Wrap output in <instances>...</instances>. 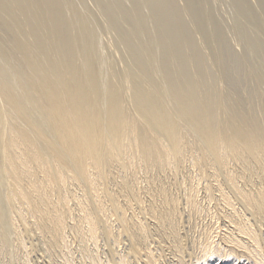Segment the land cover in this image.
Masks as SVG:
<instances>
[{
  "label": "bare ground",
  "instance_id": "obj_1",
  "mask_svg": "<svg viewBox=\"0 0 264 264\" xmlns=\"http://www.w3.org/2000/svg\"><path fill=\"white\" fill-rule=\"evenodd\" d=\"M209 3L0 0V252L75 264L76 242L126 264V242L143 264H264V40L227 63ZM190 18L210 21L215 59L185 51Z\"/></svg>",
  "mask_w": 264,
  "mask_h": 264
},
{
  "label": "rangeland",
  "instance_id": "obj_2",
  "mask_svg": "<svg viewBox=\"0 0 264 264\" xmlns=\"http://www.w3.org/2000/svg\"><path fill=\"white\" fill-rule=\"evenodd\" d=\"M211 1V4L209 3V5H208V7H209V11H211V15L209 16V20L211 21V23H210V21L208 20V19H203V18H200V20H198V19H193V18H190V21H192V22H194V23H196L197 22V20L199 21V22H197V24H198V26H200L199 27V29H201V30H199L198 29V26H197V28H195L194 26V23H193V25L191 26V23H189L188 24V27L189 28H187L186 29V31L185 32H187V35H188V32H189V35L190 34H196L197 35V37L198 38H196V42H195V44H192V45H190V48L188 49V48H180L181 50H183L184 51V49H185V51H187L188 53H192V54H194L195 52L197 53V50H198V47L199 46H203V40H204V42H205V40H206V38L208 37L207 36V34H208V32L210 31V29H208L209 28V26H210V28H211V24H213V25H215V26H213L214 28L213 29H217L218 27V25H219V27H220V29H217L218 30V32L219 33H222V34H219L218 33V36L216 37V45H217V47L219 48V50L221 49V51L220 52H222V54L219 52L218 54H220L221 56H222V58L223 59H225L226 60V62L227 63H229V64H234V63H237V64H239L242 60H244V59H247L248 57V55L250 56V52H249V48H245V45H247V43L245 44L244 42H243V37H246V36H248L249 37V39L251 40V41H255V40H257V38L259 39V41H261L262 42V40H264L263 38H264V33L263 34H261V26L260 25H262V19H264V3H262V2H264L263 0H229V2H226L225 0H210ZM228 1V0H227ZM232 1V2H231ZM238 2V3H236V2ZM251 1V2H250ZM255 1V3H253ZM262 1V2H261ZM241 2H243V3H241ZM250 2V3H249ZM213 3V4H212ZM230 3H232V4H230ZM234 3V4H233ZM240 3V4H239ZM245 3V4H244ZM215 4V5H214ZM219 4H221V6L219 5ZM230 4V8H228V5ZM241 4H242V6H241ZM186 5H187V2H186ZM258 5V6H257ZM219 6H220V8H221V10H220V8H219ZM255 6H257V7H255ZM184 7V6H183ZM215 7V8H214ZM216 7H217V9H216ZM223 7H224V10H222L223 9ZM253 7V8H252ZM185 8V7H184ZM252 8V9H251ZM215 9H216V11H215ZM226 9V10H225ZM228 9V10H227ZM231 9H233L232 11H231ZM235 9V10H234ZM249 9H250V11H249ZM263 9V10H262ZM213 10V11H212ZM220 11V13H219V11ZM224 11V12H223ZM237 11V12H236ZM251 12V13H249V12ZM217 12V13H216ZM235 12V13H234ZM238 13V14H237ZM222 14V15H221ZM237 14V15H236ZM221 15V16H220ZM223 15H225L224 17H223ZM238 15H239V17H238ZM229 17V21H232V22H230L229 23V21L227 20V18ZM237 17V19L235 18V17ZM210 17H211V19H210ZM221 18H223V19H221ZM232 18H235L234 20H231ZM219 19V20H218ZM253 19V20H252ZM218 20V21H217ZM237 20H238V22H237ZM205 21V22H204ZM209 21V22H208ZM215 21H217L216 23H215ZM225 21H228V22H225ZM235 22V24H234V22ZM261 23H260V22ZM210 23V25L209 24H206V23ZM224 22H225V24H224ZM259 23V25H257L258 23ZM126 23V22H125ZM201 23H202V25H204V27L201 25ZM222 23V24H221ZM247 23V25H245ZM251 23H253L252 25H250V27L248 26L249 24H251ZM106 24V22H105V20H104V22H103V20H100V25L103 27L104 25ZM229 24H231V25H229V27H228V25ZM234 24V25H233ZM207 25H209V26H207ZM217 25V26H216ZM223 25V26H222ZM234 27H233V26ZM239 25H240V27L241 26H243V25H245L246 27V29H247V27L251 30V31H248V33L246 34L245 33V31L243 30V29H241V30H239ZM224 26L225 27H227V28H224ZM253 26H255V27H253ZM102 27H101V32H102V34H103V31H104V29H102ZM230 27H232V28H230ZM252 27L254 28V30H252ZM104 28V27H103ZM194 28V29H193ZM203 28H204V30H203ZM223 28V29H222ZM234 28V29H233ZM256 28V29H255ZM257 28H259V29H257ZM191 29V30H190ZM212 29V28H211ZM228 29H230V30H228ZM236 29H237V31H236ZM154 30H158L157 29V27H154ZM190 30V31H189ZM220 30V31H219ZM260 30V31H259ZM199 31H203V33L202 32H199ZM225 31V32H224ZM229 31H234V32H232L233 34H234V36L232 35V33L231 32H229ZM256 31V32H255ZM259 31V32H258ZM224 32V33H223ZM116 34H117V32H116ZM113 34V36H112V34L111 35H108V38H109V40H110V43H108L107 45L110 47V48H112V50L114 49V50H116V55L115 56H113L114 55V53L112 52V50L108 47V46H106V52L108 53V55H110L111 53L113 54V55H111L113 58L115 57V59H117V55H118V58H120L119 60H120V63H118L119 62V60L117 59L116 60V62H117V71L118 70H122L123 69V67L127 64L126 62V57L128 56V54H129V52L127 51V49H125V47L123 46V44H122V42L120 41V39H119V34ZM185 34V33H184ZM230 34V35H229ZM240 36H239V35ZM242 34V35H241ZM253 34H255L256 36L257 35H261L260 37H256L255 35L253 36ZM186 35V34H185ZM184 35V36H185ZM186 35V36H187ZM238 35V36H237ZM104 36H107V35H104ZM110 36V37H109ZM192 36V35H191ZM202 36V37H201ZM206 36V37H205ZM105 38V37H104ZM115 38H116V40H115ZM202 38V39H201ZM220 38H222V41H221V39ZM226 38V39H225ZM233 38V39H232ZM232 39V40H231ZM235 39V40H234ZM115 40V41H114ZM199 40V41H198ZM218 40H219V42H218ZM197 41H198V43H197ZM220 41L222 42V43H220ZM223 41H224V43H223ZM227 41V42H226ZM202 42V43H201ZM241 42V43H240ZM117 43V44H116ZM244 43V44H243ZM263 44H264V42H262ZM200 44V45H199ZM220 44H222V46H220ZM239 44V45H238ZM240 44H241V46L243 47V50H242V47L240 46ZM250 44V42H248V45ZM261 44V43H260ZM113 45H115V46H113ZM223 45H224V47H226V49L225 48H223ZM227 45V46H226ZM231 47H230V46ZM247 45V46H248ZM205 46V45H204ZM203 46V47H204ZM207 46H209V45H207ZM204 47V49H205V53L206 54H208V56H210V58L212 57L213 59H215L217 56V52L215 51V50H213L212 51V49L210 50L209 48L210 47ZM229 46V49L227 48ZM246 46V47H247ZM250 46V45H249ZM232 47H235V49H232ZM193 50H192V49ZM200 48V47H199ZM251 48V47H250ZM119 49H120V51L123 53V54H121V52L119 51ZM122 49H123V51H122ZM196 49V51H194ZM245 49H247V50H245ZM249 49V50H248ZM118 50V51H117ZM218 50V51H219ZM192 51H194V52H192ZM226 51V52H225ZM228 51V52H227ZM241 51H245V53L244 52H241ZM110 52V53H109ZM180 52H182V51H180ZM247 52V53H246ZM248 52L250 53V54H248ZM118 53V54H117ZM128 53V54H127ZM195 53V54H196ZM211 53H213V55L211 56ZM225 53H228L229 55H231L230 53H234V54H232L231 56V58H230V56H228L227 54L226 55H224ZM246 54V55H244L243 56V58L240 56V54L242 55V54ZM239 54V55H238ZM198 55H200L199 53H198ZM234 56V57H233ZM237 56H240V57H238L239 59V61L236 59L237 58ZM247 58H246V57ZM236 57V58H235ZM245 57V58H244ZM123 59H124V61H123ZM234 59H236V60H234ZM248 59H250V58H248ZM121 60H122V63H121ZM126 61V62H125ZM228 64V65H229ZM120 65V66H119ZM119 67H121V68H119ZM245 72H246V70H244L242 67H241V73L243 74V75H245ZM228 73V72H227ZM241 74V75H242ZM243 75H242V77H243ZM228 77V79H230V76H227ZM248 90V89H247ZM196 171L197 172H199V170H197L196 169ZM194 172V171H192L190 174H192V175H194V173H195V175L197 174V172ZM194 172V173H193ZM180 179H181V177H180ZM115 225V231L113 230V232H117V230H118V228H117V225H116V223L114 224ZM194 232V233H193ZM195 231L193 230L191 233H189V236H190V238L189 239H192L194 236H195ZM154 234H155V231H154ZM191 234H192V236H191ZM156 235V234H155ZM197 235V234H196ZM192 237V238H191ZM105 240V241H104ZM157 240V239H156ZM107 240L106 239H104V238H102L101 239V243L103 244V245H100V247H102V246H104V247H102L103 249L101 250V252H102V257H104V255L105 254H107V252H105L106 251V249L108 248L107 247V242H106ZM14 243V242H13ZM13 243H12V246H11V248L8 250H4V252H0V261H3L4 262V264H23L25 261H26V259L24 258V257H26V253H25V251L24 250H22V249H20V247L16 244V242L14 243V245H15V247H14V245H13ZM100 243V244H101ZM126 242L125 243H122V244H119V245H116V247H115V249L117 250V252H119L120 253V255H123V256H127L126 257V260L129 262L128 264H143L141 261H138V260H134V258L133 257H131V255H129V257H128V255H127V252H130L129 250H130V248H129V245L128 244H126ZM155 244V245H154ZM153 245L154 246H150L151 248L153 247V248H155V249H157V248H159V247H156V246H160V245H162V244H160L158 241L156 242V243H154ZM18 248H17V247ZM75 248L76 247H78V244L75 242ZM113 247H114V245H113ZM15 248V249H14ZM19 250L18 252H16L17 251V249ZM39 248H40V246H39ZM39 248H37L38 250H39V254H36V253H38V251H37V249L36 250H34V251H32V253H34V254H32V257H31V264H49L50 262H48L49 261V257L47 256L48 254L46 253V251H45V249L44 248H41V249H39ZM75 248H73L74 249V251H76L75 252V258H74V260H76V262H74L75 264H77V262H78V259H79V262L81 261V264H88L89 263V259H88V257L86 258V256L84 257V255H82V257H81V252L79 251V247L77 248V249H75ZM12 249V251H10ZM122 249V250H121ZM126 249V250H125ZM6 251V252H5ZM7 251H9V253L11 254H9ZM77 251H79V252H77ZM121 251V252H120ZM163 251H165L164 252V254H169L170 252H168L165 248H163ZM42 252V253H41ZM124 252H126V253H124ZM3 253V254H2ZM5 253V254H4ZM8 253V254H7ZM105 253V254H104ZM19 256H18V255ZM21 254V255H20ZM43 254H45V255H43ZM78 254H80V256L78 255ZM104 254V255H103ZM6 256V257H5ZM17 256H18V258H17ZM20 256H21V258H24V259H21L20 258ZM37 256V257H36ZM107 256V257H106ZM10 257V258H9ZM15 257V258H14ZM39 257H40V260H38L39 259ZM45 257V258H44ZM171 255L170 256H168L167 257V259L168 260H165L166 262H169L168 264H174V259L171 257ZM3 258V259H2ZM18 260H17V259ZM27 258V257H26ZM84 258V259H83ZM105 258V259H104ZM103 259L107 262V260H110L109 259V256H108V254L107 255H105V257H104ZM108 258V259H107ZM128 258L131 260V262L128 260ZM132 258V259H131ZM10 259H12V262H11V260ZM46 259V260H45ZM85 259H87V260H85ZM171 259H173V261L171 260ZM6 260V261H5ZM13 260L15 261V262H13ZM38 260V261H37ZM40 261H42L41 263H40ZM86 261V262H85ZM127 261H126V264H127ZM3 262H0V264H3ZM6 262V263H5ZM8 262V263H7ZM34 262V263H33ZM78 262V263H79ZM24 264H26V262L24 263ZM51 264V263H50ZM80 264V263H79Z\"/></svg>",
  "mask_w": 264,
  "mask_h": 264
}]
</instances>
